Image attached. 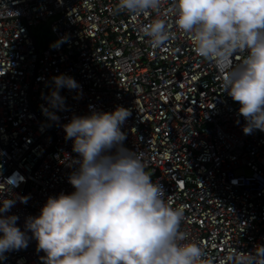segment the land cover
Returning a JSON list of instances; mask_svg holds the SVG:
<instances>
[{"label": "built area", "instance_id": "built-area-1", "mask_svg": "<svg viewBox=\"0 0 264 264\" xmlns=\"http://www.w3.org/2000/svg\"><path fill=\"white\" fill-rule=\"evenodd\" d=\"M116 5L0 0V196L16 197L6 214H16L23 230L25 217L39 214L48 196L73 191L67 157L77 154L63 125L73 115L123 105L131 109L124 145L163 187L166 203L184 206L180 230L203 248L207 264H229L232 253H264V131L243 132L239 102L222 86L226 72L197 56L174 24L172 0L147 15ZM157 15L172 32L158 48L143 32ZM60 73L79 87L60 89L64 107L53 110V120L41 106ZM28 235L27 246L7 251L0 264H44Z\"/></svg>", "mask_w": 264, "mask_h": 264}, {"label": "clouds", "instance_id": "clouds-1", "mask_svg": "<svg viewBox=\"0 0 264 264\" xmlns=\"http://www.w3.org/2000/svg\"><path fill=\"white\" fill-rule=\"evenodd\" d=\"M161 4L117 0L116 7L147 15ZM171 7L175 26L189 35L197 56L226 72L222 86L239 102L243 132L264 131V0H172ZM143 32L157 48L172 37L158 15ZM241 51L246 55L232 64L230 58ZM51 80L47 107L41 110L55 120L53 110L64 107L60 89L79 85L64 73ZM130 115L131 109L117 105L111 111L73 115L63 125L77 154L67 157L73 191L48 196L39 214L25 217L23 230L16 214H6L16 197L0 196V260L7 251L26 247L30 232L44 264H207L203 248L180 230L184 206L166 203L163 187L152 181L135 149L124 145L122 125ZM262 257L253 251L232 253L225 260L260 264Z\"/></svg>", "mask_w": 264, "mask_h": 264}, {"label": "rangeland", "instance_id": "rangeland-1", "mask_svg": "<svg viewBox=\"0 0 264 264\" xmlns=\"http://www.w3.org/2000/svg\"><path fill=\"white\" fill-rule=\"evenodd\" d=\"M36 29H39V27L38 28H36ZM39 36V35H38ZM42 37L43 38H46V37H48V32H47V29H44V31H43V34H42ZM44 42H46V39H44Z\"/></svg>", "mask_w": 264, "mask_h": 264}]
</instances>
